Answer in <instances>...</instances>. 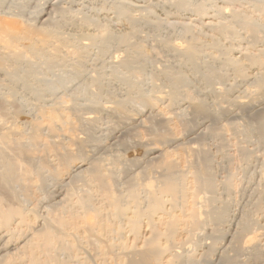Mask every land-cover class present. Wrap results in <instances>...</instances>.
I'll use <instances>...</instances> for the list:
<instances>
[{
  "label": "bare ground",
  "instance_id": "1",
  "mask_svg": "<svg viewBox=\"0 0 264 264\" xmlns=\"http://www.w3.org/2000/svg\"><path fill=\"white\" fill-rule=\"evenodd\" d=\"M143 27L174 32L149 45L165 61L149 62ZM52 42L114 46L117 66L156 91L127 82V101L83 107L115 120L101 141L95 116L34 81L29 55ZM18 83L35 97L33 117L14 106ZM0 84V264H180L176 237L197 233L210 241L198 259L264 264V218L261 234L247 216L230 221L206 145L219 154L237 135L264 151V0H0ZM254 205L264 215V191Z\"/></svg>",
  "mask_w": 264,
  "mask_h": 264
},
{
  "label": "rangeland",
  "instance_id": "2",
  "mask_svg": "<svg viewBox=\"0 0 264 264\" xmlns=\"http://www.w3.org/2000/svg\"><path fill=\"white\" fill-rule=\"evenodd\" d=\"M39 4H41V2ZM145 28L144 27L140 28V30L138 28L137 33L140 34L139 35L137 34V38L138 41L139 39L147 41V42L142 41L144 45L145 53L148 56L149 62H151L154 65L155 64L157 65L158 62L160 63L163 60L165 61V56L162 53L160 55L159 48L158 49L154 48V55H157V53L159 54L157 56H154L153 51H151L150 47L152 45L153 47H155L154 45H156V43L160 42L161 40H162L161 42H163V41H167L168 39L169 40L173 39V36L175 35L173 31L167 28H160L158 30L155 28H147V27ZM241 37H243L244 39L245 35L244 34L242 35L241 33ZM247 39L248 37L247 38L245 37V39L242 42L243 43L246 42ZM147 45L150 49L147 47ZM117 49L114 46L109 47L106 50H99L97 48H83V47L79 48L76 46V44L72 42H52L48 44L45 48L38 49L32 52V55H29V60H31L32 63L30 64H31V70L33 72L35 83L38 86L43 87L44 89L50 91V93L53 95V96L50 95V98L54 97L51 100L63 99L64 101L68 100L67 102L69 103L72 101L71 104H74L77 107V110L80 109V111L82 112L80 114L79 111H77L78 114H80V116H82V114H85L82 117L86 116L87 118L88 117L86 115L87 113L89 117L95 116L96 120L95 123H93L95 127L92 124L93 127L91 129L93 130L94 137L100 138L101 141L106 140L107 138L106 136L108 135L106 134V132L108 133L109 130L111 131L112 129L111 126L114 127L115 120H113V118H110V116L109 117L105 116L106 114H103L101 112L100 113L103 116V118L101 115L99 117L97 116V114L92 115L94 111L92 113L90 112L92 110H88L90 108L88 107L90 104L92 106L93 104L95 106H106L109 105L108 102H111L112 100L117 102L127 101L126 99L128 98V92H129L127 86H129L130 83L131 85L140 87V90H142V92L144 93L147 92L146 93L147 95H150L149 93L153 94L154 92L153 90H155V89L149 90L153 88L154 82L152 81L153 79L152 80L148 79L150 78L148 77V75L141 76L136 72L129 73L128 71L122 70L120 67L117 66L116 63L120 59L119 56L120 52H118ZM10 79H12V81L16 80V78L13 79V77H11ZM151 82H152L151 84L152 86H150ZM5 84L8 86V83L6 81ZM216 85L218 87V84ZM14 90L15 93L17 92V94L15 95V103H14L15 108H19L21 111H23L24 115L27 114L28 116L33 117L34 116L33 103L35 104L34 101L35 97L32 96L30 92L29 93L28 91L26 92V90L23 89L22 85L19 83L18 85L14 84ZM1 92L5 94L7 91L6 88L0 84V93ZM79 105H81L82 109L80 108ZM85 106L88 109L83 108ZM135 107L136 105L132 103L130 106H128L130 110H134ZM135 110H142V108L137 106ZM16 127L19 128L20 124L17 123ZM232 139L235 142L240 141V146L239 145L238 146L242 147V150L244 149V151L246 152L248 150V153H250V157L248 160H244L241 157L240 154L241 152L239 150V147L235 146L233 144L234 142L231 144L230 143L226 144L225 146L227 148L224 146V148L221 150L219 154H217V150H216L217 149L216 141H208L206 143L208 149L210 148L209 151L211 153L214 152L215 153L214 155H216L215 157L212 154L214 162H212L211 165V167H213L211 169V173L213 175L214 180L216 181L215 187L216 190L218 191L216 196L218 197L219 200L222 199L221 200L222 202H227V204L229 205L228 206L230 209L229 214L231 217L229 218L230 221L233 220L232 222L235 221L238 222L240 220L239 218L243 219L244 216H247L252 225L251 231L254 229L256 233L261 234L262 230H259L258 225L261 223V220L264 218V215L254 211V206H255L254 204L256 203L257 197L260 195V193L264 191L263 190L264 189V151H262V149L259 148L254 141L248 142L246 144L245 142H242L241 137L237 135H234ZM226 177L227 178L230 177L231 180V185H230L231 189L227 191L223 189L221 183L225 181ZM45 178H47L45 179L47 180L45 184H48L46 187L47 190L46 188L45 190L47 193H52L53 190H55L56 188V182H55L56 180L51 176H46ZM25 207L27 208L29 207L28 203L25 204ZM220 229L222 230L223 233H225V231H227L228 228L224 226L221 227ZM19 235L20 234H17L15 238H18ZM21 236L22 235H20V237ZM192 238H191L192 240H190L192 242H190L189 244L188 241H183V239H185L184 236L176 237L177 245H175L174 250L179 251V253L182 255L180 260L181 262L179 263L194 264L192 262L187 261L186 257H189L190 255L193 256L195 253L196 255H194L193 258L199 260L198 264H211V263L218 264V256H215L216 258L214 256L211 257L210 260L212 262L209 261V259L203 261L202 257L198 259V257H200L203 254L202 251L204 252V249H202L203 246L201 247V244L205 245V243L207 244L210 242L208 241L209 240L208 236L202 233H197ZM248 238L251 239V235H249ZM129 240H131V238ZM196 241H197V245H199L200 247L199 248L197 246L198 249L193 245ZM178 242L180 243L182 242L181 244H183L184 249H180V245ZM262 248L264 249V247ZM169 257L170 256H168V258ZM239 258L240 259L238 260L242 264H261L260 262H253L252 260H249V257L244 255L239 256Z\"/></svg>",
  "mask_w": 264,
  "mask_h": 264
}]
</instances>
